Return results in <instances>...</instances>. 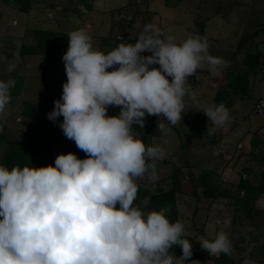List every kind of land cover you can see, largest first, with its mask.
Wrapping results in <instances>:
<instances>
[{
	"label": "clouds",
	"instance_id": "clouds-1",
	"mask_svg": "<svg viewBox=\"0 0 264 264\" xmlns=\"http://www.w3.org/2000/svg\"><path fill=\"white\" fill-rule=\"evenodd\" d=\"M68 45L67 82L47 118L56 122L62 116L64 136L87 158L60 154L55 166L11 171L0 165V264H186L193 251L181 238L184 224L170 223L165 209L133 206L135 180L163 150L146 146L131 129H143L146 114L177 124L184 97L195 101L198 95L186 86L188 78L198 69L216 75L227 62L210 54L206 37L190 34L177 41L151 24L134 44L121 42L107 54L93 48L86 28L69 32ZM146 51L151 55H142ZM14 69L10 64L8 71ZM13 87L12 79L0 81V113ZM108 106H120L119 115L108 116ZM200 111L212 122L209 135L230 119L222 103ZM142 203L146 207L147 198ZM198 241L209 255L231 253L225 232ZM173 246L182 256L170 254Z\"/></svg>",
	"mask_w": 264,
	"mask_h": 264
},
{
	"label": "rangeland",
	"instance_id": "rangeland-1",
	"mask_svg": "<svg viewBox=\"0 0 264 264\" xmlns=\"http://www.w3.org/2000/svg\"><path fill=\"white\" fill-rule=\"evenodd\" d=\"M56 1L44 4L38 1L30 13L0 1V81L11 79L16 71L25 77L21 97L0 115V131H6L10 139L21 138L30 121L21 114L23 100L37 101L45 113L47 109L53 110L54 100L63 94V84L67 82L63 55L68 48L51 57L29 53L28 48L26 54H21L23 44L30 49L36 46V29L71 32L86 28L93 48L104 54L121 42L134 44L149 24L175 36L177 41H183L190 34L206 37L210 54L227 63L216 75L198 69V75L188 78L186 86L198 95L195 101L187 95L184 97L181 121L171 125L165 117L157 116L162 127L153 146H159L163 155L149 163L148 171L138 181L153 187L171 186L170 181H166L173 167L171 155L178 150L181 138L184 140L187 136L189 113L209 106L232 71L233 81L239 82V91L245 88V93L232 91L234 105L229 110V122L202 138L201 145L188 154L196 165L183 168V192L178 194L177 209L185 233L196 236L193 251L203 250L198 241L201 237L214 240L219 232H225L228 237L232 235L231 245L244 249L240 254L232 252L234 260L244 257L242 264H264V196L254 204V214L249 216L248 209L240 212L239 223H233L235 206L232 204L240 177L249 172L247 167H252L248 175L253 178L257 176L254 173L264 167V0H93L92 10L74 5L65 10L64 1ZM244 36L246 42L238 46ZM142 55L151 53L146 51ZM10 64H15L14 71H8ZM149 67L159 68V65ZM243 76L244 80H240ZM133 135L141 140L139 133ZM2 145L0 151L3 152ZM68 153L79 159L87 158L74 140L67 139L53 147L54 166L58 155ZM168 158L170 161L163 162ZM178 163L183 162L178 160ZM201 168L219 171L221 187L231 193L230 196L202 197L201 184L191 180L192 174H198ZM192 261L219 264L213 255L195 257L186 264Z\"/></svg>",
	"mask_w": 264,
	"mask_h": 264
},
{
	"label": "trees",
	"instance_id": "trees-1",
	"mask_svg": "<svg viewBox=\"0 0 264 264\" xmlns=\"http://www.w3.org/2000/svg\"><path fill=\"white\" fill-rule=\"evenodd\" d=\"M5 4L17 7L20 11L30 13L37 4H44L45 2L57 3L56 0H0ZM39 1V2H38ZM64 9L67 10L70 6H82L86 10L93 9V0H63ZM70 5V6H69ZM56 7H59L56 5ZM67 8V9H66ZM36 39L37 43L33 49L22 45L21 54H26V49L28 48L29 53H37L38 55L51 57L55 52L65 51L68 48V31L54 30L51 28H39L36 29ZM245 36L239 40L238 46L246 42ZM232 71H229L227 75V80L225 86L216 92L212 98L210 105L224 104L225 107L230 110L234 105V99L232 98L233 92L239 91V82H234L231 75ZM11 79L15 81V87L10 89L11 101L8 105H14L17 103L18 99L21 97L23 91L25 90V77L18 74L17 71L12 73ZM240 80H244V76ZM8 80H5L7 82ZM231 90V92H230ZM243 90V91H242ZM240 93H245V88H241ZM62 97V96H61ZM61 97L56 98L60 100ZM209 105V106H210ZM52 109H47L45 113L40 110V105L37 101L23 100V110L21 114L30 119L26 129L23 131V135L18 139H10L7 136L6 131H0V145L4 147V151H0V165L7 167L9 171L13 167L19 166L21 169L24 166L28 167H45L52 165L54 166V156L53 147L57 144L62 143L68 138L64 136L62 129L59 127L60 123L63 121V117H59L56 122L50 121L47 118V114L50 113ZM121 111L120 106H108L106 114L108 116H118ZM2 113H0L1 115ZM189 129L186 138L183 140L181 138L178 150L171 155L172 158V171L168 174L166 181H170V187L164 188L161 185H156L155 187L151 185H144L139 183L138 178L135 183L138 185L137 197L133 202V206L139 207L142 211H160L161 209L166 210V218L169 219L170 223H175L179 220V214L177 209L178 194L183 192V168L184 167H195L194 163L188 157V154L192 149L197 148L201 145L202 138L209 136L206 131L207 126L210 127V120L201 112L200 110H193L189 113ZM157 116L147 115L145 117V124L143 129L138 125H133L131 131L133 133H139L142 142L146 146H153L155 139L160 135V127ZM175 129H179L175 126ZM213 139V137H211ZM147 160V158H146ZM156 160V159H153ZM153 160H147L149 164ZM178 160H182L183 163H178ZM170 161L169 158L163 159V162ZM264 166V164H263ZM149 169V168H148ZM248 173H243L238 181L237 196L232 204H234V217L233 223L240 221V212L243 209H248V215L254 214L253 208L257 200L264 195V167L254 173L257 176L255 178L249 176L248 174L252 170H248ZM191 180L195 183L196 180L202 186V197L217 199L219 197L230 196L231 193L224 190L221 187L222 174L216 169L201 168L198 174L193 173ZM194 192L197 193L196 186L194 187ZM147 198V206L142 203ZM256 209H254L255 211ZM180 221V220H179ZM194 235L185 233L181 238L189 240L192 247L195 242ZM231 241L232 235L228 237ZM244 249L236 245H231V253L225 254L220 253L218 255H213L219 264H242L244 257H239L237 260L233 258L234 253L242 252ZM170 254L177 256H182V249L179 246H173L170 250ZM193 251V250H192ZM206 257L211 256L206 250L193 251L192 257L189 258L186 263H189L195 257Z\"/></svg>",
	"mask_w": 264,
	"mask_h": 264
},
{
	"label": "crops",
	"instance_id": "crops-1",
	"mask_svg": "<svg viewBox=\"0 0 264 264\" xmlns=\"http://www.w3.org/2000/svg\"><path fill=\"white\" fill-rule=\"evenodd\" d=\"M247 168H248V170H252V167H251V166H250V167H247ZM225 169H226V168H225ZM228 171H230V170H227V172H228ZM228 173H230V172H228ZM263 196H264V195H263ZM263 196H262V197H263Z\"/></svg>",
	"mask_w": 264,
	"mask_h": 264
}]
</instances>
